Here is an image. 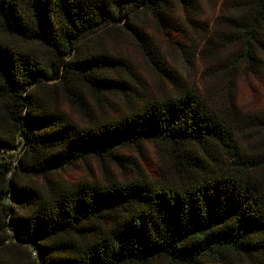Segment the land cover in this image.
I'll return each mask as SVG.
<instances>
[{
    "label": "trees",
    "instance_id": "16d2710c",
    "mask_svg": "<svg viewBox=\"0 0 264 264\" xmlns=\"http://www.w3.org/2000/svg\"><path fill=\"white\" fill-rule=\"evenodd\" d=\"M104 38L157 89L99 55ZM249 77L264 81V0H0V264H264Z\"/></svg>",
    "mask_w": 264,
    "mask_h": 264
},
{
    "label": "rangeland",
    "instance_id": "374dc122",
    "mask_svg": "<svg viewBox=\"0 0 264 264\" xmlns=\"http://www.w3.org/2000/svg\"><path fill=\"white\" fill-rule=\"evenodd\" d=\"M150 33L153 35L155 40L158 44H162V41H160L158 34L155 33V30L153 27L150 28ZM101 39V38H98ZM103 43V50L99 55L102 56H109L114 57L117 59H128L133 61V63L137 66L139 71L143 72L145 74L146 80L149 82V84L152 87H155L157 89L158 87V81L155 76H152L153 73L144 66V63L142 62L141 57L139 56L138 52L135 50V48L129 43L126 39H117L115 41L107 40L104 38L102 40ZM116 60V59H115ZM248 83L242 79L238 85V104L239 106L251 110L256 103L259 102V100L262 97V92L264 91V81L260 82L256 80L254 77H249ZM248 84H251L252 87L256 90V95L250 88ZM260 94V95H259ZM71 113V112H70ZM72 115V113H71ZM148 153L146 154L147 162L144 163L145 168H147L149 171L152 169V166L148 165L149 163H158V153H155L153 148L150 146L147 147ZM130 154V153H128ZM19 157L18 152H15L13 154V158L17 159ZM93 165H96L93 163ZM96 166H93V168ZM154 169L151 170V174H154ZM89 175V172L84 167H78L75 169H72L65 173L66 178L71 181L75 182L77 180H80L84 177H87Z\"/></svg>",
    "mask_w": 264,
    "mask_h": 264
}]
</instances>
